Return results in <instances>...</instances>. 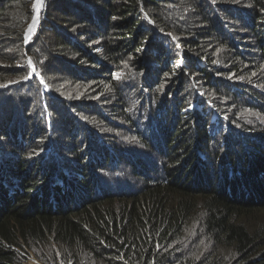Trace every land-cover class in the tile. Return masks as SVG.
I'll use <instances>...</instances> for the list:
<instances>
[{"label": "trees", "instance_id": "1", "mask_svg": "<svg viewBox=\"0 0 264 264\" xmlns=\"http://www.w3.org/2000/svg\"><path fill=\"white\" fill-rule=\"evenodd\" d=\"M34 14L35 0H0V82L17 78ZM29 47L41 73H65L83 100L60 104L51 98L60 86L50 83L44 94L27 83L15 88V109L0 106V264H25L30 255L43 264H264V220H254L264 212V0H45ZM98 54L148 67L150 82L168 94L153 90L136 102L127 94L134 86L106 75ZM219 58L241 82L215 78ZM198 71L215 108L198 97L188 110L190 89L170 98L178 79ZM73 104L83 120L58 116ZM143 107L164 127L162 168L136 152V144L150 148L144 136L116 135L117 119L132 133L147 124ZM109 121L110 137L99 138L94 128ZM54 132L66 139L55 150H78L71 158L84 166L64 155L43 162L49 141L40 134Z\"/></svg>", "mask_w": 264, "mask_h": 264}, {"label": "rangeland", "instance_id": "2", "mask_svg": "<svg viewBox=\"0 0 264 264\" xmlns=\"http://www.w3.org/2000/svg\"><path fill=\"white\" fill-rule=\"evenodd\" d=\"M35 5H36V0H35ZM35 10H36V6H35ZM34 17H35V14H34ZM32 21H31V23H32ZM56 23H58L60 26H62L63 29L67 28V25H68V24L63 25V23L59 22V21H57ZM30 24H29V26L26 30V34H25V42H24V50L25 51H24V54L20 57L19 61L15 64L16 72L18 74L17 78L16 79L11 78L9 80H6L7 81L6 83L0 82V94L7 92L9 90H14V96H12L11 98H8V99L0 100V106H3V109H6V107H8L10 105V107L7 108L8 110L9 109H11V110L15 109L16 106H18V104H19L18 102H16L17 98H18V93L16 92L15 88H17V89L21 88L22 84H27V83H35L34 87L29 88L32 90L31 92H35L38 89H41L44 94H51L52 93L51 89H50V83H53L55 85L60 86L61 88H63L64 92L62 94H60V96H58V97H54V96L51 97L55 102L60 103V104H62L64 102L69 103L70 101H74L75 99L83 100V95H82L83 91L79 90L80 88L78 86H74L71 83H69V81H67V75L65 73H57L54 75H52V74L49 75V73H47V75H44L43 73L40 72L39 69H42V63L33 61V59L31 58V56L29 54V48H30L29 45H31V42L33 41V39L38 34L40 25L38 26L33 37L27 42L26 41L27 40V32H28V29L30 27ZM34 30H33V32H34ZM33 32H32V34H33ZM32 34L30 35V37L32 36ZM170 35H172V34H170ZM98 42H99V40H97L95 42V44ZM93 44L94 43L89 42L88 40L81 41V45H83L85 47V50L91 49L92 51H95V49L92 47ZM82 55H83L82 53L76 54V55L72 54L70 56H67L68 57L67 59L81 58ZM34 57L37 58V53H35ZM97 58L100 59V61L97 64H101V66L106 67L110 70V72L106 73V75H110V77L114 78L115 80H118L120 83L123 84L124 87L129 86V88H130L131 85L134 86L135 89L130 90V92H127V94L129 95L130 98H132L136 102L139 101V99L143 100L144 96H146L147 93H149V96H150V93L153 90H155L156 92H162V93L168 94V91H163V88L156 86L150 82L149 75L147 74V72H148L147 68L148 67H146V69L144 71H139L138 70L139 66L131 67L130 65H128L125 62H112L111 60H109L105 56H100L99 54L97 55ZM184 64L187 65V62L185 60L182 62H180V61L175 62L176 66H178V65L180 66V65H184ZM206 64L215 66L216 62H212V63L207 62ZM217 64H218L217 65L218 68H221L223 71L219 72L218 70H216L218 76H215V78L218 77L217 78L218 80H220V79L221 80H228V81H232L236 84H237V82L242 81V79L236 73L233 72V69L231 67H229V65L224 63L222 58H219L217 60ZM55 65L59 66L58 64H55ZM59 69L64 70L62 67H60ZM209 70H214V69L210 68ZM246 73L253 74L256 72H251V70H248ZM193 74H196V75H194V76L191 75L189 78L185 77V78L180 79V80L178 79V81L176 82L175 88L174 89L170 88L172 92L174 90H175L174 92L177 91V95L173 96V97H170L171 95H169V97L174 98V99H176L177 97L182 98V94L183 93L187 94V90L190 89V90H192L191 95H193V98H194L191 101V104H194V105L192 107L189 106L188 110H194V109L198 108L199 102L198 101L195 102L198 97H199L200 101L204 100V102L207 103L205 105H207L208 107L215 108L214 104L208 103V100H212L214 102H217L218 99H216V97H215L216 95L215 96L210 95L208 93V91L210 90L209 87L208 86L203 87L201 85L204 82H208V80L200 77V74H201L200 71L193 73ZM243 75H246V74L244 73ZM141 77H143V79L146 83L145 87L140 84ZM197 84H199V85H197ZM236 87H238V85H236ZM174 92H173V95H174ZM76 94H80V95L76 96ZM59 97L64 98V100L60 99ZM185 98H187V97H185ZM185 98H184V100H185ZM100 102H103V101H99L97 103L96 111L99 109V106H101L104 103V102L103 103H100ZM193 102H195V103H193ZM72 106H74V104L69 106V107H72ZM74 109H75V106L72 108H69V109L64 108L60 111L58 116L61 117L62 116L61 114H67V112H68V114L71 117L76 116V118L78 120H83V117L80 114L75 113L73 111ZM101 109L103 110L104 108L101 107ZM146 111H147L146 107L141 108V111L139 114V120L141 122L144 119H148L147 120L148 122L146 125H141V124L139 125L138 133H132V132H134L133 129L126 128L124 126L123 122L117 119L116 120L117 123H115V124L121 129V132L119 134H116V135L121 136L122 134H126L129 137L136 136V135L144 136L143 141L148 142V144H150L151 146H150V148H147L146 145L140 146V145L136 144V152L145 153L147 155V157L152 160L151 161L152 164L155 163V165H156L159 162L160 163L159 166L162 168V166H161V162H162L161 153L163 154V152L161 151V149L158 150L156 148L161 147V144L158 143V137H159V133L162 132L164 127L162 125V122H158L154 118L149 119L150 117H154V115L152 114V115L148 116ZM108 112H111V108L108 110ZM2 113L3 112L1 111L0 119L4 118V116H2ZM218 114H219V112H218ZM170 119H172V118H170ZM46 120L48 122L47 123L48 128L50 130H52V124H51L50 120L48 118ZM112 124H113V122L109 121L102 128H94L97 136L99 138L108 139L110 136H108L105 133V129L108 126H111ZM230 125L232 127L236 128V130L242 135V137L245 136V134H250V131L244 130V128L241 127L237 123H230ZM19 127L21 129L26 128L25 125H19ZM14 128L15 127H12V130ZM153 128H154V130H153ZM59 134H61V133H56V132L52 133V135H50V138H52V140L50 138L47 139L44 136H42V134H40V137H42V139H40V141H44L45 143H47L49 141V144L46 145L47 146L46 147L47 155H49V156H47L43 162H49L50 159H52V158L53 159L59 158V156L64 155L66 158H69L70 160H72V162L74 164H76L77 162L75 161V159L71 158V156H74L75 154L79 153L78 150L77 151H67L68 153H63L64 151L57 152V150H55V145L62 144L61 142H66V139L60 138ZM76 135L80 136L78 131H76ZM246 136H249V135H246ZM148 139L154 140V142H152V141L149 142ZM143 141L139 140L138 144H143ZM69 144H70V142H67L66 146L69 147L70 146ZM109 145H111V147L113 149L112 148H110V149H112V151L114 152V147L116 145H112V143H109ZM52 146H54V147H53L52 151L50 152V149ZM162 147H164V145ZM262 149H264V147ZM236 151L239 152V147L237 148ZM137 154H136V156H137ZM59 164H60V160L57 159L55 166L58 167ZM77 165L78 166H84L85 163L82 164V163L78 162ZM190 170L191 169H189V171ZM155 173L156 172H153V174L148 173V175L156 176ZM160 177L165 178V175L161 174ZM110 182H112L113 185L116 184V181H110ZM97 197H100V196L97 194ZM254 220H257V221L264 220V212H261L258 215H256L254 217ZM30 256H31V258L28 259L25 264H31V263H34L35 261H38V260H36L37 258L34 255H30Z\"/></svg>", "mask_w": 264, "mask_h": 264}, {"label": "bare ground", "instance_id": "3", "mask_svg": "<svg viewBox=\"0 0 264 264\" xmlns=\"http://www.w3.org/2000/svg\"><path fill=\"white\" fill-rule=\"evenodd\" d=\"M44 1L45 0H40V3L38 6H36V12H35V17L32 21V23L30 24V27L28 29V32H29V35H28V32H27V42L33 37V35L35 34L38 26L40 25V22H41V18H42V12H43V6H44ZM36 27V28H35ZM35 29V30H34ZM34 30V32H33ZM33 32V34H32ZM32 34V36L30 37V35ZM29 38V39H28ZM32 264H42L41 262L39 261H35L34 263Z\"/></svg>", "mask_w": 264, "mask_h": 264}, {"label": "snow or ice", "instance_id": "4", "mask_svg": "<svg viewBox=\"0 0 264 264\" xmlns=\"http://www.w3.org/2000/svg\"><path fill=\"white\" fill-rule=\"evenodd\" d=\"M40 3V0H36V6H38Z\"/></svg>", "mask_w": 264, "mask_h": 264}]
</instances>
